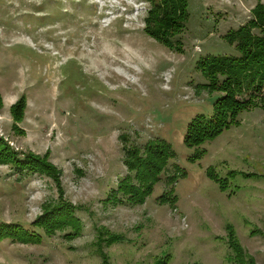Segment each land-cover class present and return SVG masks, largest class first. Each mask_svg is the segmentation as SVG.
Instances as JSON below:
<instances>
[{
  "label": "rangeland",
  "instance_id": "1",
  "mask_svg": "<svg viewBox=\"0 0 264 264\" xmlns=\"http://www.w3.org/2000/svg\"><path fill=\"white\" fill-rule=\"evenodd\" d=\"M186 1L176 50L144 32L146 0H0V138L20 158L47 154L82 223L70 241L61 232L42 235L41 244L0 241V264H102L99 228L121 237L102 241L108 264H154L166 255L168 264H233L228 224L264 264V93L238 125L200 147L201 159L190 161L194 148L183 142L188 122L210 117L221 95L207 88L199 59L237 56L224 36L253 18L256 0ZM21 95L27 105L17 131L9 108ZM153 139L169 144L172 157L144 204L107 202L127 174L125 142L142 149ZM208 167L227 179L224 191ZM170 175L174 206L159 199ZM56 198L50 178L0 164V223L30 228Z\"/></svg>",
  "mask_w": 264,
  "mask_h": 264
},
{
  "label": "trees",
  "instance_id": "2",
  "mask_svg": "<svg viewBox=\"0 0 264 264\" xmlns=\"http://www.w3.org/2000/svg\"><path fill=\"white\" fill-rule=\"evenodd\" d=\"M149 8L144 18V32L151 38L170 49L179 50L178 40H173L182 33L188 22V1L186 0H146ZM253 18L245 25L228 32L224 39L228 45L234 44L235 55H209L199 59L198 67L207 79L209 91L218 92L213 104V114L207 117L199 114L192 118L186 126L183 137L184 144L194 148L189 160L194 162L204 156L200 147L207 141L218 136L233 125H238L239 116L253 104V97L264 93V3L256 0L251 10ZM254 30L257 33L253 32ZM221 78V81H220ZM248 96L247 98H244ZM26 97L21 95L9 108L14 130L19 131L16 124L21 122L26 109ZM2 97L0 94V107ZM123 138V136H121ZM125 140V138H123ZM124 142V141H123ZM124 164L127 174L121 178L112 190L107 202L138 206L144 204L152 193L154 185L159 181L160 174L172 157L169 144L161 139L147 141L143 148L134 145H123ZM43 156L28 152L20 158L10 146L0 138V164L14 167L19 172L44 175L54 183L57 191L55 201L42 204L41 213L27 228L12 223H0V241L9 240L27 245L41 244L42 235L51 237L57 232L62 237L73 240L80 236L82 223L75 215L76 206L64 197L61 182V171ZM207 176L219 183L222 191L227 188V179H218L211 167L206 170ZM229 174L233 175L234 171ZM179 175V174H178ZM182 174H180L181 176ZM176 176L170 175L165 181L170 187L159 199L174 206L177 197L174 195L173 184ZM42 234H41V233ZM225 241L229 249L228 259L233 264H255L254 259L245 253L230 224L226 225ZM98 247L96 252L102 258V264H108L106 254L102 250V241L107 245L119 242L120 236L110 234L105 228L97 232ZM103 235H107L103 237ZM108 247V246H107ZM168 255L160 257L154 264H168ZM189 264H199L197 262Z\"/></svg>",
  "mask_w": 264,
  "mask_h": 264
}]
</instances>
